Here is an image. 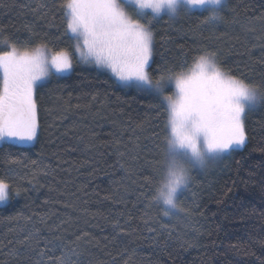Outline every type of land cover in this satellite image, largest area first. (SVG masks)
<instances>
[{
  "label": "trees",
  "instance_id": "16d2710c",
  "mask_svg": "<svg viewBox=\"0 0 264 264\" xmlns=\"http://www.w3.org/2000/svg\"><path fill=\"white\" fill-rule=\"evenodd\" d=\"M65 2L0 0V54L44 45L73 61L35 91V143L0 144L11 195L0 206V264H264V0H226L219 20L182 9L141 21L153 34V80L214 53L259 94L243 147L192 174L178 211L155 199L169 136L162 98L80 61Z\"/></svg>",
  "mask_w": 264,
  "mask_h": 264
},
{
  "label": "snow or ice",
  "instance_id": "6c2138e0",
  "mask_svg": "<svg viewBox=\"0 0 264 264\" xmlns=\"http://www.w3.org/2000/svg\"><path fill=\"white\" fill-rule=\"evenodd\" d=\"M221 0H66L67 31L76 40V51L86 63L109 69L126 87L154 92L162 98L168 115L165 179L169 189L165 203L175 207L178 193L190 182L189 165L203 167L208 158L229 153L246 142L244 114L255 105L257 90L218 65L214 53L200 55L190 72L161 75L153 80L148 69L153 34L146 23L169 17L183 7L207 10ZM131 12V14H130ZM133 16L137 18H133ZM219 20L216 10L206 18ZM72 69L64 50L49 55L42 45L31 51L0 54V139L20 141L36 138L38 122L34 100L37 81ZM174 82V95H164L165 84ZM8 185L0 180V202L7 199ZM169 215L168 211L164 212Z\"/></svg>",
  "mask_w": 264,
  "mask_h": 264
},
{
  "label": "rangeland",
  "instance_id": "374dc122",
  "mask_svg": "<svg viewBox=\"0 0 264 264\" xmlns=\"http://www.w3.org/2000/svg\"><path fill=\"white\" fill-rule=\"evenodd\" d=\"M225 2H226V0H224L222 6L225 4ZM222 6H221V7H222ZM221 7H220V8H221ZM220 8H219V9H220ZM182 9H184V8L181 7V8L178 10V13H179ZM194 10H204V9H200V8L188 9V11H194ZM147 11L149 12V14H150V16H151V10H147ZM130 14H131V12H130ZM164 15L169 16V15L167 14V12L165 11V12H162V13H161L160 17H161V16H164ZM133 18L135 19V18H137V17L133 16ZM73 39H74V38H73ZM76 43H77V42H76V40L74 39V45H75L74 53H75V55L77 56V58H78L80 61L84 62V61L80 58V54L76 51ZM68 55L70 56L71 61H72V55H71L70 53H68ZM84 63H86V62H84ZM87 64H89V65H91V66H94L95 68H97V69L100 70V71H105V72L109 73V74H110V75H111V76H112V77H113L118 83H120V84H122L123 86H125L124 83H122L121 81H119V80L116 78V76H115V75H114L109 69H107V68H103V67H99V66H97V65L94 64V63H87ZM72 69H73V61H72ZM72 69H71L69 72H65V73H55V71L53 70L52 74L65 76V75H69V74L72 72ZM0 74H1V76H2V73H0ZM52 74H50L48 77H46V78H44V79H42V80H40V81H37L36 87H35V89H34V97H35V91H36L37 87H38L39 85H41L42 83H44L47 79H49V77H50ZM169 88H172V90H173L172 95H174L175 92H176L174 82L166 83V84H165V91H166L167 89H169ZM257 95H258V100H259V94H258V91H257ZM34 100H35V99H34ZM258 100H257V102L255 103V105L258 103ZM255 105L246 106V108H245V114H246L249 110H251ZM245 114H244V117H245ZM36 136H37V135H36ZM35 140H36V138H35L34 140H32V141H20V140H17V139H8V140L1 139V140H0V144H2V143H4V142H12V143L20 144V145H23V146H32V145L35 143ZM242 147H243V145H242V146L234 147L233 149H241ZM229 153H230V152H229ZM229 153H225V154H221V155L216 156V157L208 158L207 161H206V164H205L203 167H200V166H198V165H195V166H193V165H189V175H190V177H191L192 174H194L195 172H196V173L204 172V171L206 170L207 167H210V166H212L213 164L217 163L221 158L225 157V156L228 155ZM190 180H191V179H190ZM189 183H190V182H189ZM183 190H185V189H182V190L178 193V195H179ZM7 193H8V195H7V199H6L5 201L0 202V206H5L6 204L9 203V201H10V199H11V195H10L9 187H8V189H7ZM166 208H167V207H166ZM167 210L170 211L168 208H167Z\"/></svg>",
  "mask_w": 264,
  "mask_h": 264
},
{
  "label": "clouds",
  "instance_id": "9594fccd",
  "mask_svg": "<svg viewBox=\"0 0 264 264\" xmlns=\"http://www.w3.org/2000/svg\"><path fill=\"white\" fill-rule=\"evenodd\" d=\"M224 0H221V3L219 5L209 3L207 7V11L211 14L213 10H216L219 14V8L222 6ZM169 196V189L167 187H159L156 192L155 199L160 201L163 205H165L170 211H178L179 206L177 204V201L175 202V207H172L170 204L165 203V197Z\"/></svg>",
  "mask_w": 264,
  "mask_h": 264
}]
</instances>
